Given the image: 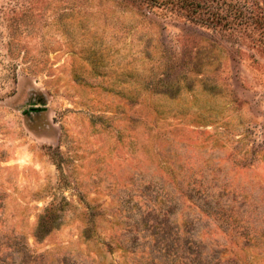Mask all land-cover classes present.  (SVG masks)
Here are the masks:
<instances>
[{"label":"rangeland","instance_id":"1","mask_svg":"<svg viewBox=\"0 0 264 264\" xmlns=\"http://www.w3.org/2000/svg\"><path fill=\"white\" fill-rule=\"evenodd\" d=\"M204 1L0 0V264H264V0Z\"/></svg>","mask_w":264,"mask_h":264},{"label":"trees","instance_id":"2","mask_svg":"<svg viewBox=\"0 0 264 264\" xmlns=\"http://www.w3.org/2000/svg\"><path fill=\"white\" fill-rule=\"evenodd\" d=\"M159 4V6L165 9H171L174 11H185V12H197L199 9L202 11H209L210 6L205 3L204 0H150ZM248 3L249 0H241ZM240 3L239 0H236ZM236 11V18H239L241 23L245 22V19L252 18L251 12ZM240 12V13H239ZM223 18V17H222ZM254 18V17H253Z\"/></svg>","mask_w":264,"mask_h":264}]
</instances>
